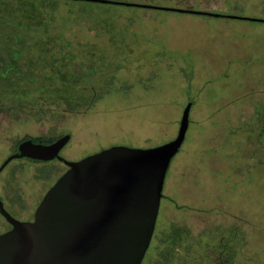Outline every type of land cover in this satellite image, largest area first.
Returning <instances> with one entry per match:
<instances>
[{"label": "rangeland", "instance_id": "obj_1", "mask_svg": "<svg viewBox=\"0 0 264 264\" xmlns=\"http://www.w3.org/2000/svg\"><path fill=\"white\" fill-rule=\"evenodd\" d=\"M111 1L0 0V64L17 50L39 74L31 87L1 80L0 165L26 137L71 135L60 154L72 161L114 146L159 147L192 104L142 264H264V151L255 146L264 131V24L211 17H251L253 8L264 17V0ZM167 1L212 15L131 5ZM66 170L15 161L0 175V195L33 209ZM199 177L227 195H208ZM7 225L0 216V231Z\"/></svg>", "mask_w": 264, "mask_h": 264}, {"label": "water", "instance_id": "obj_2", "mask_svg": "<svg viewBox=\"0 0 264 264\" xmlns=\"http://www.w3.org/2000/svg\"><path fill=\"white\" fill-rule=\"evenodd\" d=\"M190 109L191 105L185 109L177 138L155 148L114 146L70 161L60 154L70 135L49 145L31 139L21 143L0 165V174L22 158L58 159L68 170L47 191L33 221L14 218L0 199V212L12 225L0 235V264H142L155 232L168 169L185 139Z\"/></svg>", "mask_w": 264, "mask_h": 264}, {"label": "trees", "instance_id": "obj_3", "mask_svg": "<svg viewBox=\"0 0 264 264\" xmlns=\"http://www.w3.org/2000/svg\"><path fill=\"white\" fill-rule=\"evenodd\" d=\"M154 3L155 2H159V1H153ZM140 4V3H139ZM173 4V3H172ZM171 4V2H168L167 1V3H166V5H159L160 7H163V8H169V9H172L173 7L174 8H176V9H182V10H184V9H186V8H182V7H180V8H178L179 6H177V5H172ZM131 5H138V3H135V4H131ZM172 7V8H171ZM247 8V7H246ZM196 10H198V9H196ZM250 12H253V14H251L252 16L251 17H246V16H238V15H223V14H218L219 15V17L218 16H216V15H212L211 17H213V18H225V19H234V20H243V21H247V22H250V23H253V24H264V17H261L262 15H260V14H256L255 12H256V9H248ZM168 11H170V10H168ZM200 11H202V10H200ZM8 52H10V56H8L7 57V59H6V61H5V65L3 66V64L1 63L0 64V84H1V80L3 79V78H8V76L12 79L11 81V83H10V87H13V85L14 84H17V83H19V82H22L23 80H25V78H27V80H28V83H29V86L31 87V86H35L37 83H38V80H37V78H39V74H38V76L36 75L37 73H36V70H37V65H38V62H32L31 61V63H30V65H31V68H30V70H26V68H24V66H22L21 65V60H22V58L20 57V55L18 54V51L17 50H9ZM4 67V68H3ZM28 67V66H27ZM26 72H28V73H26ZM16 77V78H15ZM14 78V79H13ZM196 84H198V83H196ZM239 84H240V82H239ZM239 84L238 85H234L233 87L231 86V88L233 89V88H235V87H238L239 86ZM2 85V84H1ZM2 87V86H1ZM230 87V86H229ZM40 92H41V94L43 95V94H46L47 93V91L44 89H42V90H40ZM91 94H93V96H94V93H92L91 92ZM61 96V95H60ZM59 96V97H60ZM97 100H99V98L97 99ZM191 105V109H192V104H190ZM185 109L186 108H184L183 109V111H182V113H181V115H180V118L177 120L178 121V123H176V126H177V130H176V133H175V135H174V137H172L171 138V140L169 141V142H171V141H173V140H175L176 138H177V136H178V133H179V130H180V127H181V122H182V119H183V116H184V112H185ZM191 109H190V113H191ZM189 125H190V114H189ZM189 125H188V129H189ZM188 129H187V131H188ZM263 133H264V131L261 133V135L259 136V138H258V140L256 141L257 143H256V148H259V149H262L263 151H264V135H263ZM67 135H69V134H67ZM71 136V135H70ZM186 136H187V132H186V135H185V139H186ZM63 137V136H62ZM61 137H58V138H49L48 136H42V137H38V138H30V137H26V138H23V139H21L19 142H18V144L16 145V148H15V150H14V152H16V150L18 149V147L20 146V144L21 143H23L24 141H26V140H28V139H31V140H33L35 143H41V144H46V145H49V144H52V143H54L55 141H57L58 139H60ZM185 139H184V141H183V143H182V145H181V147H180V149L178 150V152H177V154L180 152V150H181V148L183 147V145H184V143H185ZM216 141H218V139H216L215 140V143H214V145H218V142L216 143ZM222 143H224V142H222ZM225 144V143H224ZM65 148V147H64ZM63 148V149H64ZM62 149V150H63ZM104 150V149H103ZM230 150V146H229V148H228V151ZM102 151V150H101ZM228 151H225L227 154H226V156H227V158H229V159H231L232 158V156L229 154L228 155ZM176 154V155H177ZM11 155V154H10ZM9 155V156H10ZM175 155V156H176ZM8 156V157H9ZM174 156V157H175ZM214 161H215V158H217V157H221L222 158V161H224L223 159H224V157H225V153L223 152V153H221V152H216V153H214ZM7 159V158H6ZM83 159V158H82ZM174 159V158H173ZM172 159V160H173ZM19 160H26V161H33V162H40V163H46V164H50L51 162H59V163H62L61 161H59L58 159H54V160H51V161H41V160H36V159H32V158H22V159H19ZM19 160H14V161H12L7 167H9L11 164H13L15 161H19ZM69 160V159H68ZM81 160V159H80ZM71 161V160H70ZM77 161H79V160H77ZM66 168H68L64 163H62ZM224 164H226V162L224 161ZM233 164H235V162L233 163ZM227 165V164H226ZM195 166H197L198 167V165H195ZM7 167L5 168V169H7ZM50 169V167H49V165H47V170H49ZM214 169V168H213ZM225 169H232V167L230 166L229 167V165H228V167H225ZM193 170H195L196 171V169H194L193 168ZM66 172V171H65ZM64 172V173H65ZM64 173H62V175L64 174ZM2 174V173H1ZM0 174V175H1ZM49 174H51V171H49L48 172V175L47 176H49ZM61 175V176H62ZM196 175H197V171H196ZM60 176V177H61ZM59 177V178H60ZM58 178V179H59ZM197 178V177H196ZM198 179H200L203 183L200 185V187H202L201 189H206L207 191H208V195H209V192H210V194H219L220 193V191H223V192H225V194L227 195V193H226V190L222 187H218V186H208V185H206L205 184V182H204V180H203V178L202 177H199ZM55 184V183H54ZM199 187V188H200ZM228 187L230 188V189H228L230 192H229V194H233V191L236 189V188H234L233 187V190H232V187H231V185H228ZM217 189V191L215 192L214 190H212V189ZM47 193V192H46ZM164 195H166V194H164ZM163 195V196H164ZM45 196V195H44ZM44 196L43 197H41L40 198V200L38 201V203H37V207L39 206V204L41 203V201H42V199L44 198ZM238 196V195H237ZM2 196L0 195V198H1ZM177 203V202H176ZM177 204H180V203H177ZM1 216V215H0ZM2 217V216H1ZM34 220V219H33ZM32 220V221H33ZM159 226H160V224H159ZM157 227H158V220H157V223H156V228H155V232H154V235H153V238H152V240H151V244H150V247H149V249L150 248H154L155 246H154V244H156L155 243V240L157 241V234H158V230H159V227H158V229H157ZM179 235V234H178ZM182 244H183V240H181V239H179L178 241H176V243L172 246L173 248H171V249H169V251L170 252H174V251H176L177 249H176V247H182ZM179 245V246H178ZM175 247V248H174ZM148 249V250H149ZM174 250V251H173ZM179 251V250H178ZM148 252V251H147ZM147 254V253H146Z\"/></svg>", "mask_w": 264, "mask_h": 264}, {"label": "flooded vegetation", "instance_id": "obj_4", "mask_svg": "<svg viewBox=\"0 0 264 264\" xmlns=\"http://www.w3.org/2000/svg\"><path fill=\"white\" fill-rule=\"evenodd\" d=\"M132 6H141V8H148V9H157V8H162L160 6H157V5H152V4H138V5H132ZM185 11H192V12H201L203 13L204 15H210L209 12H206V11H198V10H191V9H184ZM173 12H177V13H183V14H196V15H201V14H197V13H191V12H179V11H173ZM207 13V14H205ZM72 161V160H71ZM68 170V168H67ZM66 170V171H67ZM4 204V207L5 209L16 219L20 220V221H24V222H30L32 221L34 218H35V213H36V210H37V205L34 206L33 209H30V207L28 206L26 209H21L20 206H16V207H12L8 204L7 200H4L3 197L0 198ZM8 206V207H7ZM21 212L25 213L24 211H26V216L25 218H22L21 214H19ZM0 215L2 216L3 220H5V222L8 224L3 231H0V235L10 231L12 229V225L5 219V217L1 214L0 212ZM27 217V218H26Z\"/></svg>", "mask_w": 264, "mask_h": 264}]
</instances>
